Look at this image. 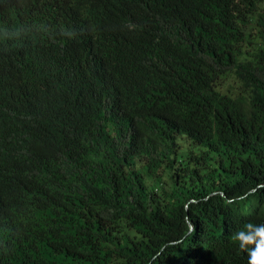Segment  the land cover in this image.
<instances>
[{
	"label": "trees",
	"instance_id": "16d2710c",
	"mask_svg": "<svg viewBox=\"0 0 264 264\" xmlns=\"http://www.w3.org/2000/svg\"><path fill=\"white\" fill-rule=\"evenodd\" d=\"M263 4L0 0V264H248Z\"/></svg>",
	"mask_w": 264,
	"mask_h": 264
},
{
	"label": "clouds",
	"instance_id": "9594fccd",
	"mask_svg": "<svg viewBox=\"0 0 264 264\" xmlns=\"http://www.w3.org/2000/svg\"><path fill=\"white\" fill-rule=\"evenodd\" d=\"M201 165V164H200ZM199 165V166H200ZM193 172V175L195 174ZM208 181V180H204ZM203 180H199L197 184L193 182L188 184V190L200 191L199 194H195L198 199H208L211 196H217V194L211 188H205ZM261 185L257 186L260 187ZM202 192L208 195L203 196ZM194 195V196H195ZM223 196V195H222ZM241 198V197H239ZM192 200V202H190ZM234 199H229L228 202H232ZM197 203L195 198H190L187 204ZM186 204V207H187ZM189 230L192 229V225L188 223ZM233 241H235L239 249L247 252L248 264H264V223L245 222L240 228H238L232 235Z\"/></svg>",
	"mask_w": 264,
	"mask_h": 264
},
{
	"label": "rangeland",
	"instance_id": "374dc122",
	"mask_svg": "<svg viewBox=\"0 0 264 264\" xmlns=\"http://www.w3.org/2000/svg\"><path fill=\"white\" fill-rule=\"evenodd\" d=\"M263 8H264V4H263ZM110 89L113 90L114 89V86H111ZM179 142L183 145V149L184 150L189 149L190 145H189V143H188L187 140L180 139ZM160 164H161L162 167L165 166V163L164 162H160ZM200 166H204V165L201 164ZM198 167H199V165H194V169L195 170H197ZM204 172H206V170H203L201 173H204ZM158 175L160 177V180L163 181L164 189L166 191H169V184H170L169 173L165 169H163V170H158ZM218 180H219L218 178H213L211 181H204L203 182V185L205 186V188H209L211 186L212 182H213V184L216 185L218 183ZM196 183H199V182L196 181ZM187 186H188V184H187ZM190 202H192V200Z\"/></svg>",
	"mask_w": 264,
	"mask_h": 264
}]
</instances>
